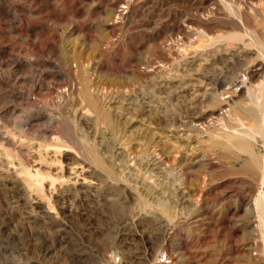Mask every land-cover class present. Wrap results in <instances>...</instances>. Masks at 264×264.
I'll return each mask as SVG.
<instances>
[{
    "label": "rangeland",
    "instance_id": "rangeland-1",
    "mask_svg": "<svg viewBox=\"0 0 264 264\" xmlns=\"http://www.w3.org/2000/svg\"><path fill=\"white\" fill-rule=\"evenodd\" d=\"M263 154L264 0H0V264H264Z\"/></svg>",
    "mask_w": 264,
    "mask_h": 264
},
{
    "label": "bare ground",
    "instance_id": "bare-ground-1",
    "mask_svg": "<svg viewBox=\"0 0 264 264\" xmlns=\"http://www.w3.org/2000/svg\"><path fill=\"white\" fill-rule=\"evenodd\" d=\"M226 4V3H225ZM203 11V10H202ZM8 12V11H7ZM78 46V45H77ZM76 46V47H77ZM74 47V46H73ZM72 47V48H73ZM78 48V47H77ZM71 49V48H70ZM66 50V49H65ZM64 50V51H65ZM68 50V49H67ZM71 50H73V49H71ZM75 51H77V50H75ZM79 51V50H78ZM67 52H69V51H67ZM69 54V53H68ZM73 54V53H72ZM84 54V53H83ZM82 54V55H83ZM94 54V53H93ZM90 55L89 57H91V56H97V53H96V55L94 54V55ZM68 56H70V55H68ZM87 56V55H86ZM83 57H85V56H83ZM70 58V57H69ZM71 59V58H70ZM86 59V58H85ZM91 59V58H90ZM72 60V59H71ZM66 64V63H65ZM93 65V64H92ZM85 66V65H84ZM95 66V65H94ZM96 67V66H95ZM257 73V72H256ZM258 76H260V75H258ZM257 78V77H256ZM254 81V80H253ZM241 84V83H240ZM246 84V83H245ZM239 85V84H238ZM249 85V84H248ZM231 86H233V85H231ZM242 86H243V84H242ZM227 87V86H226ZM229 88V87H228ZM227 88V89H228ZM231 88V87H230ZM240 88V87H239ZM248 88V87H247ZM246 88V89H247ZM226 90V89H225ZM236 91V90H235ZM228 93V92H227ZM234 95V94H233ZM244 96V92H243V90L242 89H240V93H239V95H238V97H240V98H242ZM248 96V95H247ZM251 97V96H250ZM250 97H249V100H250ZM89 103H90V106H91V108L96 112V113H98L99 114V112H100V106H99V102H98V100L93 96V94L91 95V94H89ZM236 99V98H235ZM234 99V100H235ZM257 101H258V98H257ZM241 102V101H240ZM245 103V102H244ZM254 103V102H253ZM255 104V103H254ZM225 106V105H224ZM235 108H236V106H234ZM223 109V108H222ZM221 109V110H222ZM218 110V109H217ZM223 111H225V110H223ZM258 112H260V111H258ZM206 114V113H205ZM213 115H215V112H211L210 113V116H213ZM206 116V115H205ZM208 116H209V114H208ZM217 116V115H216ZM261 116V115H260ZM197 117V116H196ZM195 117V118H196ZM199 117V116H198ZM210 118H212V117H210ZM214 118V117H213ZM212 118V119H213ZM262 118V121L261 122H263V116L261 117ZM207 119V118H206ZM201 119L200 118H197V119H195V121L196 122H199ZM210 120V119H209ZM26 122V121H25ZM207 122V121H206ZM27 123H28V121H27ZM193 123V122H192ZM21 124V123H20ZM26 124V123H25ZM24 124V125H25ZM202 124V123H201ZM260 124V123H259ZM258 124V125H259ZM22 125V124H21ZM194 125V124H193ZM16 126H18V125H16ZM31 126V125H30ZM198 126H200V125H198ZM17 128V127H16ZM18 128H19V126H18ZM34 128V127H33ZM259 128H260V126H259ZM25 129V128H24ZM29 129V128H28ZM258 129V128H257ZM259 130V129H258ZM30 132L32 131V130H29ZM249 131V130H248ZM251 132H252V130H251ZM255 133V132H254ZM256 133H257V130H256ZM255 133V134H256ZM249 134V133H248ZM251 134V133H250ZM246 134H244V136H241V137H246L245 136ZM252 136H253V134H251ZM46 136V135H45ZM240 136V135H239ZM218 137V136H217ZM215 138V139H219V138ZM209 138V137H208ZM228 138V137H227ZM247 138V137H246ZM251 138V137H250ZM254 138H255V136H254ZM213 139V138H212ZM222 139V138H221ZM233 139V138H232ZM220 140V139H219ZM223 140V139H222ZM252 141H253V138L251 139ZM211 141H213V140H211ZM231 142V141H230ZM230 142L228 143V144H230ZM248 142V141H247ZM249 143V142H248ZM250 144V143H249ZM139 145V144H138ZM214 146V145H213ZM134 147V146H133ZM164 147V146H163ZM230 147H232L231 146V144H230ZM135 148V147H134ZM159 148V147H158ZM157 148V149H158ZM226 148V147H225ZM233 148V147H232ZM160 149V148H159ZM163 149V148H162ZM227 149V148H226ZM241 149V148H240ZM255 150V149H254ZM165 151V150H164ZM164 151H160L161 152V154H162V156L164 155ZM134 152H138V150L137 151H135L134 150ZM239 152V151H238ZM246 152V151H245ZM256 152H257V150H256ZM259 152H260V150H259ZM259 152H258V154H259ZM241 153H243V152H241ZM240 153V154H241ZM247 153V152H246ZM232 154V153H231ZM251 154V153H250ZM166 155V154H165ZM168 155V154H167ZM246 155H248V154H246ZM252 155V154H251ZM250 155V156H251ZM264 155V154H263ZM241 156H244V155H241ZM150 157V156H149ZM167 158V157H166ZM244 158V157H243ZM245 158H248V156L247 157H245ZM250 158V157H249ZM248 158V159H249ZM168 161V160H167ZM253 161H254V159H253ZM258 163V162H257ZM186 164V163H185ZM255 164V163H254ZM209 165V164H208ZM236 165V164H235ZM255 166V165H254ZM208 167V166H207ZM206 167V168H207ZM257 167V166H256ZM210 168V167H209ZM206 171H207V169H206ZM258 171V170H257ZM261 173H262V177H263V179H262V177L260 178V182H262V184L264 185V156L262 157V159H261V167H260V170H259ZM185 174V173H184ZM189 174V173H188ZM187 175V174H186ZM207 175H209V174H207ZM212 175V174H211ZM214 175V174H213ZM190 176V175H189ZM261 176V175H260ZM209 177V176H208ZM194 178V177H193ZM200 178V177H199ZM182 179V178H181ZM261 179H262V181H261ZM193 180V179H192ZM204 180H206V179H204ZM190 181V180H189ZM193 181H195V179L193 180ZM198 181V180H197ZM187 182V181H186ZM186 182H185V184H186ZM206 182V181H205ZM196 184H197V182H196ZM195 184V185H196ZM189 186V185H188ZM187 186V187H188ZM199 186V185H198ZM188 189H189V187H188ZM192 189H193V187H192ZM202 189H204V188H202ZM261 194V193H260ZM200 196V195H199ZM256 197V196H255ZM204 198V197H203ZM203 198H202V200H203ZM256 199V198H255ZM245 203V202H244ZM202 211V210H201ZM243 213L245 214V216H246V220H247V227H249V228H252V232H251V235L253 234H260V230H261V234H262V240H263V244H262V246H263V248L262 249H260V252H262L263 254H264V196L263 195H261L260 196V198L259 199H257V200H255L254 202L253 201H251V200H248L246 203H245V205H244V208H243ZM256 219H258V222H259V225H257V226H255L254 227V224H255V220ZM257 222V221H256ZM191 223V222H190ZM257 224V223H256ZM188 225H190V224H188ZM259 226V227H258ZM246 227V226H245ZM182 231H185L184 229L182 230ZM191 232V231H190ZM250 232V231H249ZM179 234V233H178ZM260 234V235H261ZM186 235V234H185ZM191 235V234H190ZM189 235V236H190ZM250 235V234H249ZM192 236V235H191ZM177 237H178V235H177ZM186 237V236H185ZM171 238V237H170ZM174 238V237H173ZM251 238V237H250ZM253 238V237H252ZM172 239V238H171ZM199 239V238H198ZM170 240V239H169ZM177 241L178 240H173L172 241V244H173V247H171V248H169V249H167V250H165L162 254H163V257H162V260L161 261H159L157 264H177V263H175L176 262V260L177 259H180V261H181V259H183V256H182V254L183 253H181V252H179V250H180V246H178V243H177ZM199 241H200V239H199ZM196 242H197V240H196ZM251 242V241H250ZM255 242V241H254ZM253 242V243H254ZM203 243V242H202ZM201 243V244H202ZM252 243V242H251ZM175 245V246H174ZM203 245V244H202ZM250 245V244H249ZM177 246V247H176ZM204 246V245H203ZM201 247V246H200ZM254 248V247H253ZM248 249H252V247H248ZM247 249V250H248ZM198 250V249H197ZM199 250H201V248L199 249ZM223 252V251H222ZM160 253V252H159ZM248 254V253H247ZM220 255V254H219ZM190 256V255H189ZM250 256H251V254H250ZM185 257V256H184ZM216 257V256H215ZM214 257V258H215ZM213 258V259H214ZM157 259V258H156ZM163 259H165V261H163ZM188 259V258H187ZM190 259V258H189ZM216 259V258H215ZM223 259V258H222ZM250 259H251V257H250ZM158 260V259H157ZM156 260V261H157ZM183 260H186V259H183ZM190 260H192V259H190ZM218 260V259H217ZM253 260V259H252ZM168 261V263H166ZM187 261H189V260H187ZM237 261V260H236ZM243 261H245V260H243ZM182 262V261H181ZM219 263V262H218ZM236 263V262H235ZM243 263V262H242ZM181 264V263H180ZM187 264V263H186ZM224 264V263H223ZM239 264V263H238Z\"/></svg>",
    "mask_w": 264,
    "mask_h": 264
},
{
    "label": "built area",
    "instance_id": "built-area-1",
    "mask_svg": "<svg viewBox=\"0 0 264 264\" xmlns=\"http://www.w3.org/2000/svg\"><path fill=\"white\" fill-rule=\"evenodd\" d=\"M163 261H165V259ZM166 263H168V261Z\"/></svg>",
    "mask_w": 264,
    "mask_h": 264
}]
</instances>
